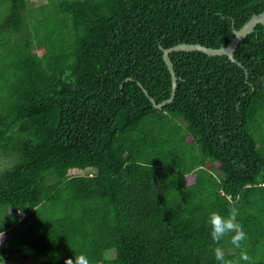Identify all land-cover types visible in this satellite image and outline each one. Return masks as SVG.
<instances>
[{
    "label": "trees",
    "instance_id": "16d2710c",
    "mask_svg": "<svg viewBox=\"0 0 264 264\" xmlns=\"http://www.w3.org/2000/svg\"><path fill=\"white\" fill-rule=\"evenodd\" d=\"M263 11L0 0V264H264Z\"/></svg>",
    "mask_w": 264,
    "mask_h": 264
},
{
    "label": "water",
    "instance_id": "95a60500",
    "mask_svg": "<svg viewBox=\"0 0 264 264\" xmlns=\"http://www.w3.org/2000/svg\"><path fill=\"white\" fill-rule=\"evenodd\" d=\"M259 23H264V11L258 14H254L249 19V21L245 22V24L240 29L235 30V37L233 38L231 43L227 46H222L220 48L208 47L200 43H196V44L182 43V44L173 46L171 48H165L164 49V59L167 65L169 66V69L173 76V90H174L173 94L175 92L176 85H177V76L174 70V64L170 58L171 52L178 51V50H200L209 55H224L225 54V55L230 56L233 60H235L234 52L236 48L238 47L240 41L244 39L250 32H252L255 26ZM171 100L172 98L169 99L168 101H171ZM152 101L156 103L154 99H152ZM162 104L163 103L157 104V106H162Z\"/></svg>",
    "mask_w": 264,
    "mask_h": 264
},
{
    "label": "rangeland",
    "instance_id": "374dc122",
    "mask_svg": "<svg viewBox=\"0 0 264 264\" xmlns=\"http://www.w3.org/2000/svg\"><path fill=\"white\" fill-rule=\"evenodd\" d=\"M34 2H37V3H41V2H45L46 0H33ZM5 166L3 165L1 168H4Z\"/></svg>",
    "mask_w": 264,
    "mask_h": 264
}]
</instances>
